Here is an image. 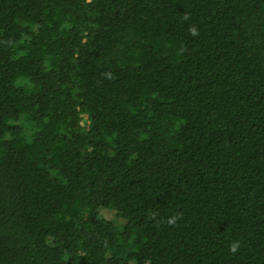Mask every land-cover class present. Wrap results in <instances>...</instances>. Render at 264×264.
<instances>
[{"label":"trees","instance_id":"obj_1","mask_svg":"<svg viewBox=\"0 0 264 264\" xmlns=\"http://www.w3.org/2000/svg\"><path fill=\"white\" fill-rule=\"evenodd\" d=\"M0 264H264V0H0Z\"/></svg>","mask_w":264,"mask_h":264},{"label":"rangeland","instance_id":"obj_2","mask_svg":"<svg viewBox=\"0 0 264 264\" xmlns=\"http://www.w3.org/2000/svg\"><path fill=\"white\" fill-rule=\"evenodd\" d=\"M102 216L107 219V220H111V221H115L116 220V216L115 213L110 212V211H103L102 212Z\"/></svg>","mask_w":264,"mask_h":264},{"label":"clouds","instance_id":"obj_3","mask_svg":"<svg viewBox=\"0 0 264 264\" xmlns=\"http://www.w3.org/2000/svg\"><path fill=\"white\" fill-rule=\"evenodd\" d=\"M191 31H192V34H193V35L196 34V30H195V28L191 29ZM174 220H175V217H172V218H170V219L168 220V223L171 224V223L174 222ZM233 250H235V246H233Z\"/></svg>","mask_w":264,"mask_h":264}]
</instances>
